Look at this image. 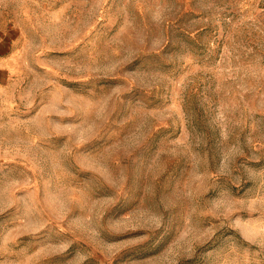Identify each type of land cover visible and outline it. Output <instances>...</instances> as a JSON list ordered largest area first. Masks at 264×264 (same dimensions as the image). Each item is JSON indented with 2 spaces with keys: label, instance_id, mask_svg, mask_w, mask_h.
Wrapping results in <instances>:
<instances>
[{
  "label": "rangeland",
  "instance_id": "1",
  "mask_svg": "<svg viewBox=\"0 0 264 264\" xmlns=\"http://www.w3.org/2000/svg\"><path fill=\"white\" fill-rule=\"evenodd\" d=\"M0 264H264V0H0Z\"/></svg>",
  "mask_w": 264,
  "mask_h": 264
}]
</instances>
